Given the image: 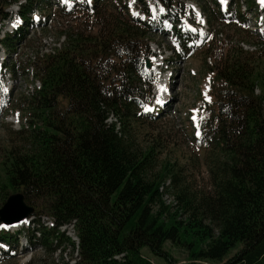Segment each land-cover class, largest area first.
<instances>
[{
    "label": "trees",
    "instance_id": "16d2710c",
    "mask_svg": "<svg viewBox=\"0 0 264 264\" xmlns=\"http://www.w3.org/2000/svg\"><path fill=\"white\" fill-rule=\"evenodd\" d=\"M18 1L0 0V22ZM33 1L21 7L25 20ZM95 12L96 35L66 33L62 50L33 64L42 88L22 101L30 119L19 132L24 145L1 163L0 202L20 192L37 214L54 218L39 239L47 252L65 243L75 250L58 228L76 221L78 264H152L145 249L174 264L167 242L187 246L195 261L264 264V56L241 48L212 69L223 85L214 89L201 145L211 152L214 193L199 201L176 166L152 174L156 146L141 149L131 134L130 121L142 120L135 98L144 93L146 34L106 4ZM168 179L177 187L174 207L164 199Z\"/></svg>",
    "mask_w": 264,
    "mask_h": 264
},
{
    "label": "rangeland",
    "instance_id": "374dc122",
    "mask_svg": "<svg viewBox=\"0 0 264 264\" xmlns=\"http://www.w3.org/2000/svg\"><path fill=\"white\" fill-rule=\"evenodd\" d=\"M177 1L179 3L192 1L187 4L194 8L200 3L202 5L206 3L207 11L209 10L208 12L213 15L215 20L212 24L211 36L204 42L203 46L199 42L194 51L188 52L187 58L180 60L175 59V55L170 53L171 46L166 37L148 35L149 43L152 44L153 49L159 51L160 45H163L168 50L167 56L173 59L174 63L166 65L167 73L175 74V78L172 80L168 97L159 98L154 103V106L164 105L165 113L163 117L153 121L143 119L139 123L130 121L131 134L137 146L141 149L156 146L157 159L152 174L160 172L162 166L167 163L176 166L179 171L178 179L181 180L183 187H186L189 193L200 201L201 198L214 193V190L212 187L213 178L209 169V155L211 152L206 146L198 142L197 132H200L202 128V120H208L210 117L209 109L204 108L203 103L206 104L205 101L209 97L211 99L213 87L215 89L223 85V82L218 80L215 73L211 71V67L214 62H221V59L226 57L235 46L236 48H243L245 52L260 53L259 55L264 56V50L261 48V46H264V35H261L258 30L256 31V28H260V25L263 28L264 16L261 14L263 13L264 2L263 0H241L242 11H245L248 6L251 7L249 16L243 17L239 14L236 17L237 19L231 20L224 19L222 15L214 14L215 12L212 9L216 6L208 4V0ZM45 5L48 4H44L43 7ZM232 6L233 15H235L239 12V4L233 2ZM192 7L190 8L191 11ZM45 8H47L45 11H39L43 16L51 18V22H47L48 25L46 26L41 25L36 30L30 29L28 31V42L16 50L19 54L18 57H16L17 54L8 57L6 50L0 48V61L5 55L4 62L9 63V69H13L15 64L20 65L21 68L19 69V66L14 67L12 73L7 72L6 77L9 78L10 76L12 78L11 89L13 90L9 98L3 89L7 87L9 82L2 80V78L4 79L3 72L0 74V167L12 147L24 145V139L19 132L23 126H26L27 120L30 119V111L24 107L26 103H22V101L24 102L26 98L33 97L34 92L32 90L36 87L32 84L33 77L25 75L23 68L25 67L27 71L32 70L30 66L40 53L41 44L42 48L45 47V41L47 44L52 45L55 41L54 38H60L63 29L66 27L74 26V28L83 27L86 29L88 26L87 21L89 20L83 15L82 11L74 15H67L55 6V0H49V6ZM110 15L113 18H118L114 13H110ZM254 18H257L258 23L254 21ZM7 28L8 24L3 27L2 31L8 32L6 31ZM88 33L90 32H83L82 34ZM4 37L1 33L0 38L3 39ZM64 42L66 40H61L57 45ZM12 54L13 52H11ZM207 59H211L212 65ZM258 62L262 63L259 65L262 66V73H264V57L259 59ZM18 69L19 72H17ZM157 101L163 102L158 103ZM14 119H16V123L12 122ZM17 119L20 122L19 125ZM128 122L126 121V123ZM176 189L177 187H173L172 184L167 188L165 192L167 195L164 198L167 205L175 206ZM10 195H12L11 192L6 197ZM2 203L3 201L0 202V209L4 205ZM49 223H44V226L49 227ZM206 223L209 222L206 221ZM21 227L24 226L18 225L16 229ZM29 229L25 227L19 230H27L21 233V236L18 235V230L14 231L16 234L12 237L18 241L19 247L11 254L0 256V264H78L80 257L77 248L74 250L69 243H65L62 247L63 252L60 253L59 250L47 252L41 245H32L34 240L32 233L35 228L33 227L31 231ZM65 231L72 238V241L78 243L73 225H66ZM26 237L30 240V244L27 243ZM164 249L174 264H218L205 260H192L187 246L183 244L167 242ZM143 254L151 260L152 264H170L165 259L153 256L148 249H145Z\"/></svg>",
    "mask_w": 264,
    "mask_h": 264
},
{
    "label": "water",
    "instance_id": "95a60500",
    "mask_svg": "<svg viewBox=\"0 0 264 264\" xmlns=\"http://www.w3.org/2000/svg\"><path fill=\"white\" fill-rule=\"evenodd\" d=\"M34 212V208L27 206L25 195L16 193L11 195L0 209V222L13 225L28 218Z\"/></svg>",
    "mask_w": 264,
    "mask_h": 264
},
{
    "label": "bare ground",
    "instance_id": "6f19581e",
    "mask_svg": "<svg viewBox=\"0 0 264 264\" xmlns=\"http://www.w3.org/2000/svg\"><path fill=\"white\" fill-rule=\"evenodd\" d=\"M1 36H2V35H1ZM0 39H1V38H0ZM13 56H14V55H13ZM34 59H35V58H34ZM34 59H33V60H34ZM38 61H39V60H38ZM38 61H37V62H38ZM32 62H33V61H32ZM35 62H36V61H35ZM28 63H29V62H28ZM30 68H31V67H30ZM12 122H13V123H16L17 121H16V119H14V120H12ZM163 192H164V191H163ZM25 224H28V222H27V221H24V222H22V223H20V224H18V225L25 226ZM18 225L13 226V228H15V229L18 228ZM35 231H39V230H35Z\"/></svg>",
    "mask_w": 264,
    "mask_h": 264
},
{
    "label": "snow or ice",
    "instance_id": "6c2138e0",
    "mask_svg": "<svg viewBox=\"0 0 264 264\" xmlns=\"http://www.w3.org/2000/svg\"><path fill=\"white\" fill-rule=\"evenodd\" d=\"M65 2H67V0H65ZM164 9H161V11H163ZM153 11H155V9H153ZM134 15H139L138 13H134ZM35 19L39 20V17H35ZM193 31H195V29H193ZM5 91H7V89H5ZM210 100V97L208 98ZM158 103H162L163 101H157ZM151 110V109H148ZM197 135L199 136L200 133L197 132Z\"/></svg>",
    "mask_w": 264,
    "mask_h": 264
}]
</instances>
